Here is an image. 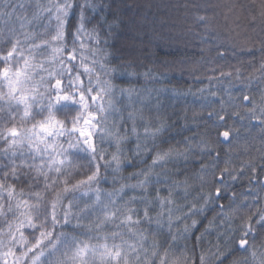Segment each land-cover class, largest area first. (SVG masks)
<instances>
[{
	"label": "snow or ice",
	"instance_id": "1",
	"mask_svg": "<svg viewBox=\"0 0 264 264\" xmlns=\"http://www.w3.org/2000/svg\"><path fill=\"white\" fill-rule=\"evenodd\" d=\"M173 7L194 26L176 37L200 47L193 65L211 63V51L260 56L249 73L209 68V86L198 89L219 99L220 111L208 113L218 128L226 117L247 121L243 158L229 149L221 160L217 150L240 138L234 126L215 140L167 138L159 93H193L148 87L167 74L137 73L140 57L109 51L125 23L117 0H0V264H264V0ZM180 71L195 79L199 69ZM124 76L129 86L116 83ZM221 78L239 82V95L218 96ZM126 168L138 171L124 176ZM238 182L247 186L239 196ZM209 211L222 230L197 253L204 233L186 242Z\"/></svg>",
	"mask_w": 264,
	"mask_h": 264
},
{
	"label": "trees",
	"instance_id": "2",
	"mask_svg": "<svg viewBox=\"0 0 264 264\" xmlns=\"http://www.w3.org/2000/svg\"><path fill=\"white\" fill-rule=\"evenodd\" d=\"M26 7L33 3L34 0H24ZM43 2V0H42ZM180 0H117L122 19L125 23L120 27L118 33L115 34V39L110 43L114 46L109 51H113L116 56H125L129 54L133 58L140 57L139 66L134 69L137 73H142L147 69H154L157 73H166L167 77L160 79L158 82L149 84L148 87L154 89H177L179 93H187L189 89L194 94H174L171 91H161L159 93L162 110L168 117V122L172 125L170 131L166 134L167 138L173 140H182L184 137H197L198 133L208 132L210 138L216 139L217 130H227L229 126H234L240 132V138L233 141L231 144L220 143L217 150L220 153L221 160L226 158V153L231 149L233 159L237 156L243 158L241 145L245 140V125L247 121L241 122L238 118L227 120L225 127H219V121L208 115L212 111H220V101L217 97L209 96L207 93L202 97L198 94V89L208 87L206 76L212 75L208 71L209 68L215 67L219 75V71L224 72L234 71V68L240 67L244 73H249L252 68L248 66V61H251L254 67H258L260 56L255 57L244 54L233 56L226 53V59H219L215 51L205 54L204 60L211 61L203 66L192 62L200 61V47L196 42L187 43L185 39L176 38L177 34L187 24L193 26L191 20L185 19L183 9L177 10L173 5L179 3ZM231 2V0H229ZM242 2V0H241ZM130 9V10H129ZM30 15V13H26ZM173 26H176L173 28ZM194 27V26H193ZM199 31V29H196ZM244 39L243 33L239 37ZM127 47H124V45ZM259 48V44H256ZM181 61H186L185 65H181ZM241 61L243 63H241ZM169 67H165V66ZM196 67L199 71L196 73L197 78H193L187 71L181 72L180 69ZM116 83L121 86H129V78L122 77ZM131 86L137 89L144 87L142 77L134 80ZM241 85L239 82L226 78H221L219 83H214L212 86L217 95L227 99L226 93L230 91L233 95H239ZM138 106V105H137ZM231 111V109H229ZM187 117V120L184 117ZM186 125V126H185ZM142 131V129H138ZM254 134V133H253ZM128 156L131 157V149L134 144L127 145ZM114 149H109L113 151ZM200 157H196L187 165V173L191 176L192 173L199 171ZM207 162V161H205ZM138 169L126 168L123 175L127 176ZM180 179H183L181 176ZM135 183V180L131 181ZM193 188L190 192L195 194V187L198 182L191 181ZM118 186V185H117ZM102 188H109V184L101 185ZM239 196L247 191L246 183H237L234 189ZM228 200L224 199L222 203L228 204ZM216 216L215 212L209 211L203 216L196 217L198 220L195 230L191 233L189 240L186 242L191 248L195 243L193 237L200 236L204 233L202 241L196 246V252L201 249L208 250L212 244L216 242V232L222 230L219 218L212 224L209 221ZM207 229V232L205 230ZM210 255V253H209Z\"/></svg>",
	"mask_w": 264,
	"mask_h": 264
},
{
	"label": "water",
	"instance_id": "3",
	"mask_svg": "<svg viewBox=\"0 0 264 264\" xmlns=\"http://www.w3.org/2000/svg\"><path fill=\"white\" fill-rule=\"evenodd\" d=\"M220 139H221V140H223V138H222V137H220ZM229 139H231V136H230V138H229ZM223 143L227 144L228 142H226V141H225V142H223Z\"/></svg>",
	"mask_w": 264,
	"mask_h": 264
}]
</instances>
